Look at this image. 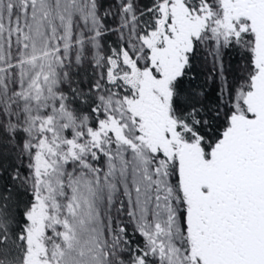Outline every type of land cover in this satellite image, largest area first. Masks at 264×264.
Returning a JSON list of instances; mask_svg holds the SVG:
<instances>
[{
  "label": "snow or ice",
  "instance_id": "1",
  "mask_svg": "<svg viewBox=\"0 0 264 264\" xmlns=\"http://www.w3.org/2000/svg\"><path fill=\"white\" fill-rule=\"evenodd\" d=\"M0 264H264V0H0Z\"/></svg>",
  "mask_w": 264,
  "mask_h": 264
}]
</instances>
